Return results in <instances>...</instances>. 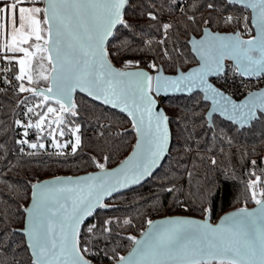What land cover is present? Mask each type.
<instances>
[{
	"label": "snow or ice",
	"instance_id": "obj_1",
	"mask_svg": "<svg viewBox=\"0 0 264 264\" xmlns=\"http://www.w3.org/2000/svg\"><path fill=\"white\" fill-rule=\"evenodd\" d=\"M133 2L0 0V72L11 75V79H0L15 89L22 114L12 129H22L17 132L20 138L13 140L20 146L19 153L31 162L44 155L66 159L83 150L79 122L83 106L77 93L126 113L136 138L131 155L117 168L106 167L110 156L102 160L93 156L99 172L75 179L27 181L30 196L26 190L21 195L8 176L15 164L0 170V183L29 201L20 209L23 227H10L7 212L0 214L4 225L0 228V254L19 248L28 254L27 264H94L104 259L109 264H264V167L252 160L245 174L246 200L254 201L256 207H241L212 225L207 216L213 209L207 205L220 190L193 180L199 176L197 161L211 170H216L218 161L206 159L199 146L193 168L186 169L185 175L187 194L199 200L198 210L205 214V221L148 219L139 237H126L132 245L127 255L120 254L122 245H110L114 237L120 238L116 228H131V219L109 218L102 225L91 224L82 230L97 209L109 206L105 197L153 176L168 154L171 118L158 109L154 94L196 93L197 105L211 103L204 114L193 110L191 117L180 118L192 122V128L185 125L178 134L188 133L183 145L189 153L202 135L192 130L196 122L213 131L214 113L241 129L264 123V89L248 92L239 102L223 90L237 76L264 80V0H140L138 15L134 13L130 20L128 9ZM237 5L241 6L236 10L239 14L226 15ZM213 24L238 30L221 34L212 29ZM189 30L199 33V38L190 36ZM181 35L187 39L181 41ZM185 48L188 54H195L197 66L188 71L177 67V74L165 75L157 59L172 66L178 61L187 63ZM24 93L29 95L20 98ZM0 132L9 135L2 126ZM49 147L56 151L48 152ZM10 151L0 143V155ZM177 185L173 180L162 190L169 195L183 194V184ZM17 235L23 239L17 240ZM14 264L25 262L14 258Z\"/></svg>",
	"mask_w": 264,
	"mask_h": 264
},
{
	"label": "trees",
	"instance_id": "obj_2",
	"mask_svg": "<svg viewBox=\"0 0 264 264\" xmlns=\"http://www.w3.org/2000/svg\"><path fill=\"white\" fill-rule=\"evenodd\" d=\"M139 8L140 0H134L132 7L128 9L130 20L134 19V13L138 15ZM239 8L241 7L229 8L226 15L236 12ZM205 15H207V11H205ZM167 18L165 17V19ZM140 23L143 24L144 21L141 20ZM212 29L219 32L237 30L234 26H217L216 24L212 25ZM189 35L199 37V33L191 30H189ZM186 39L183 35L180 36L181 41ZM184 52L188 56L187 63L178 61L176 66H172L159 58L156 62L162 64L165 72L169 74L177 73V67L186 71L196 65L197 60L193 54H188V48H185ZM120 65L119 62L116 63V66L120 67ZM27 95L29 94L24 93L20 98ZM76 99L83 106L79 117L83 133V150L78 151L75 156H68L66 159L56 156L49 159L47 155H44L40 160L28 162L29 158L19 153L20 146L13 143L14 139H18L17 131H12L13 122L22 115L17 108V97L15 93L0 95V126L9 133L5 137L4 132H0V143L5 144L11 150L10 153L4 152L0 155V170L6 171L7 167L16 165V168L9 172L8 176L12 182L16 183L17 190L21 195L26 190L30 196L31 188L27 181L35 182L54 176L78 175L97 170L98 168L91 160L93 156L98 160H102L105 155L110 156L106 167H113L131 152L136 138L131 128L130 118L127 115L92 101L80 93L77 94ZM197 99L199 96L195 93L190 96H177L163 100L162 104L171 118L173 142L170 155L162 167L144 184L109 198L106 202L109 206L98 209L93 216L87 219L82 230L91 224L102 225L109 218L120 221L131 219L133 224L131 228H116L115 231L120 238L114 237L110 245H122L119 251L121 255H124L132 246L126 237L128 235L138 236L147 226L146 221L148 219L153 220L169 215L204 218L205 214L198 210L200 207L199 200L189 197L187 194L188 183L185 175L186 169L191 170L193 168L197 146H199L200 154L206 159L215 157L218 161L216 170L207 169L197 161L195 170L199 176L193 180V183L196 182V179L202 184L208 183L213 191L220 190V194L214 196L211 203L207 205L213 209L212 221L216 222L221 215L232 209L255 205L254 201L246 200L244 181L247 179L245 174L251 167L252 160H256L261 167H264V164L260 163L264 161V123L255 122L254 126L240 130L221 117L214 116L216 127L213 131H206L200 126L202 122L197 121L192 130L195 133H202V135L197 137L195 143L192 144V152L189 153L183 145L184 137L188 133L185 131L179 137L178 134L181 133V129L185 125L192 128V122L191 120L185 122L180 118L185 115L191 117L193 110L196 111L197 115L208 111L210 104L202 102L197 105ZM101 132L105 135L101 136ZM229 139H231V144L228 143ZM68 151L70 152V148ZM181 176L184 178L181 179ZM173 180L178 181L177 186L183 184V194L178 192L175 195H169L162 190V186L165 188L170 186V182ZM28 202V200L20 199L16 192H10L0 183V214L7 212L10 227H23V213L20 209L22 205H26ZM3 227L4 225L0 224V228ZM16 239L22 240L23 237L17 235ZM14 258L27 264L28 254L16 248L15 251L0 254V264H14ZM94 263L109 264V261L107 259L96 260Z\"/></svg>",
	"mask_w": 264,
	"mask_h": 264
},
{
	"label": "water",
	"instance_id": "obj_3",
	"mask_svg": "<svg viewBox=\"0 0 264 264\" xmlns=\"http://www.w3.org/2000/svg\"><path fill=\"white\" fill-rule=\"evenodd\" d=\"M238 7H241V6H239V5H237ZM250 11V10H249ZM219 32V31H218ZM221 34H229V33H232V32H220ZM197 38H199V37H197ZM190 46V45H189ZM194 56H195V54L194 53H192ZM197 60V59H196ZM197 66V64L196 65H194V66H192V67H196ZM117 67H119V66H117ZM191 67V68H192ZM190 69V68H189ZM188 69V70H189ZM130 70H134V69H130ZM182 70V69H181ZM188 70H186V71H188ZM184 71V70H183ZM164 74L165 75H175V74H177V73H175V74H169V73H166L165 72V70H164ZM153 75H155V73H153ZM212 78H214V77H212ZM212 78H210V79H212ZM262 89H264V88H262ZM259 90H261V89H259ZM259 90H256V91H259ZM78 94V93H77ZM77 94H76V96H77ZM80 94H82V93H80ZM193 94H195V93H193ZM193 94H191V95H193ZM82 95H84V94H82ZM228 95V94H227ZM85 96V95H84ZM177 96H190V94H188V93H173V92H169V93H161L159 96H155V94H154V98L157 100V107H158V109L159 110H163L166 114H167V112H166V110H165V108H164V106H163V100H165V99H168V98H171V97H177ZM247 96V95H246ZM245 96V97H246ZM86 97V96H85ZM244 97V98H245ZM232 98L234 99V100H237V102H239V101H241V100H243L244 98H241V99H236V98H234L233 96H232ZM90 99V98H89ZM95 102H97V103H99V104H101L100 102H98V101H95ZM209 104H210V107H211V103L210 102H208ZM102 105V104H101ZM103 106H105V107H107V108H111L110 106H107V105H103ZM210 107H209V109L208 110H210ZM111 109H113V108H111ZM113 110H117V111H119V112H121L119 109H113ZM121 113H123V112H121ZM123 114H125V115H127L126 113H123ZM168 115V114H167ZM214 116H219V117H221L223 120H226L223 116H220V114L219 113H214L213 114V118H214ZM227 121V120H226ZM228 122H230V121H228ZM231 123V122H230ZM235 126H237V125H235ZM238 127V126H237ZM239 128V127H238ZM246 128H250V127H248V126H246L245 128H243V129H246ZM240 130H243V129H241V128H239ZM170 130H171V133H172V129H171V124H170ZM172 142H173V134H172V139H171V141H170V144H169V152H168V154H166V156H165V158L163 159V160H161L160 162H159V167L155 170V172H154V174L162 167V165H163V163L165 162V160L168 158V156L170 155V151H171V147H172ZM131 152H132V150H131ZM131 152L127 155V157L129 156V155H131ZM126 157V158H127ZM125 158V159H126ZM125 159H123V160H125ZM122 160V161H123ZM121 161V162H122ZM121 162L120 163H118L117 165H115V166H113V167H107L108 169H115V168H117L120 164H121ZM100 170L99 169H97V170H94V171H90V172H86V173H82V174H78V175H60V176H54V177H50V178H46V179H43V180H41V181H45V180H52V179H54V178H56V177H63V178H68V177H72L73 179H75V178H77V177H81V176H85V175H88V174H94V173H96V172H99ZM153 174V175H154ZM152 177V176H151ZM151 177H147V178H145L144 180H142L140 183H138V184H131V185H129V186H127V187H124V188H121V189H119L118 191H116V192H114V193H112V195H110V196H107V197H105V199H104V202L106 203L107 202V200L109 199V198H111L112 196H114V195H116V194H119V193H123V192H125V191H128V190H131V189H134V188H137V187H139V186H141L142 184H144L146 181H148ZM254 207H256V205H253V206H251V207H247V208H249V209H252V208H254ZM238 209H240V208H236V209H232V210H230V211H227V212H225L223 215H221L220 216V218L216 221V222H214V221H212V219H211V214L210 215H208L207 216V222L208 223H210V224H212V225H215V224H218L219 222H220V219L222 218V217H224L225 215H228V214H231L232 212H235V211H237ZM98 210V209H97ZM96 210V211H97ZM95 211V212H96ZM94 212V213H95ZM169 218H190V219H196V220H198V221H205V218L206 217H204V218H199V217H194V216H187V215H169V216H165V217H160V218H156V219H153L152 221H154V222H158V221H161V220H165V219H169ZM147 227V226H146ZM145 227V228H146ZM144 228V229H145ZM140 235V234H139ZM139 235L137 236V237H139ZM131 250V247H130V249L127 251V253L129 252ZM127 253H125L124 255H127ZM94 264H96V263H94Z\"/></svg>",
	"mask_w": 264,
	"mask_h": 264
},
{
	"label": "built area",
	"instance_id": "obj_4",
	"mask_svg": "<svg viewBox=\"0 0 264 264\" xmlns=\"http://www.w3.org/2000/svg\"><path fill=\"white\" fill-rule=\"evenodd\" d=\"M229 14H239L236 12H231ZM245 15L247 13H244ZM238 30V29H237ZM254 34V31H253ZM247 38V37H245ZM131 59H139L136 57H129ZM230 63V62H226ZM142 67L144 65H141ZM2 67V65H0ZM122 67V65H120ZM130 70V69H129ZM7 76L8 79H11V75L9 73L5 72H0V78ZM213 82H216V78H212ZM15 83V81H13ZM264 88V80H257L256 78H242V77H235L234 80H230L229 83L226 86H223V90H225L226 94L233 96L236 99H241L244 98L248 92L250 91H256L259 89ZM0 89H5V92H0V95L2 94H7V93H15V89L6 87V85L3 83V80L0 79ZM22 118V115L20 116ZM17 132H22V129H17ZM17 138L19 139L20 136L17 135ZM33 142H35V137H33ZM26 151H30L29 149L26 148ZM56 149L49 147L48 152H55Z\"/></svg>",
	"mask_w": 264,
	"mask_h": 264
},
{
	"label": "rangeland",
	"instance_id": "obj_5",
	"mask_svg": "<svg viewBox=\"0 0 264 264\" xmlns=\"http://www.w3.org/2000/svg\"><path fill=\"white\" fill-rule=\"evenodd\" d=\"M26 94H28V93H26Z\"/></svg>",
	"mask_w": 264,
	"mask_h": 264
}]
</instances>
